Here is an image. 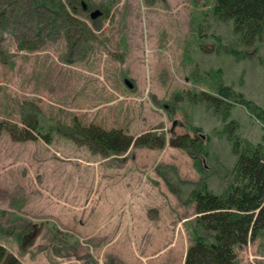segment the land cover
I'll use <instances>...</instances> for the list:
<instances>
[{
    "label": "rangeland",
    "instance_id": "1",
    "mask_svg": "<svg viewBox=\"0 0 264 264\" xmlns=\"http://www.w3.org/2000/svg\"><path fill=\"white\" fill-rule=\"evenodd\" d=\"M72 2L73 22L0 0V247L19 264H183L191 192L233 184L230 139L264 149V31L243 39L214 0ZM92 127L147 143L110 153L79 135ZM235 252L264 264V232Z\"/></svg>",
    "mask_w": 264,
    "mask_h": 264
},
{
    "label": "trees",
    "instance_id": "2",
    "mask_svg": "<svg viewBox=\"0 0 264 264\" xmlns=\"http://www.w3.org/2000/svg\"><path fill=\"white\" fill-rule=\"evenodd\" d=\"M67 1L85 3L86 8L89 7L84 0ZM214 1L213 15L216 18L231 21L234 32L243 39H261L264 31V0ZM40 3L52 13L58 12L72 20L60 0H40ZM72 10L75 8L72 7ZM216 95L220 100L232 97L233 101L249 105V101L245 102L240 95L238 99H234L236 94L226 86H219ZM79 135L85 137L90 145L97 144L110 153H122L131 144L147 143L141 137L132 140L121 130L105 131L96 127L83 130ZM230 140L237 155L233 184L222 195H216L205 187L191 192L198 214L196 223L201 234L196 233L188 246L183 264H241L236 259L235 249L248 244L255 236L264 232L263 146L247 144L240 148L238 139ZM7 256L0 247V264H19L17 259Z\"/></svg>",
    "mask_w": 264,
    "mask_h": 264
},
{
    "label": "water",
    "instance_id": "3",
    "mask_svg": "<svg viewBox=\"0 0 264 264\" xmlns=\"http://www.w3.org/2000/svg\"><path fill=\"white\" fill-rule=\"evenodd\" d=\"M96 15H97V12H94V13L91 14V17L94 18Z\"/></svg>",
    "mask_w": 264,
    "mask_h": 264
},
{
    "label": "flooded vegetation",
    "instance_id": "4",
    "mask_svg": "<svg viewBox=\"0 0 264 264\" xmlns=\"http://www.w3.org/2000/svg\"><path fill=\"white\" fill-rule=\"evenodd\" d=\"M83 9L86 10V6L85 5H83Z\"/></svg>",
    "mask_w": 264,
    "mask_h": 264
}]
</instances>
